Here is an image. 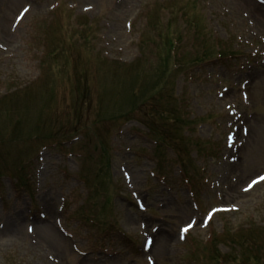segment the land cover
I'll return each instance as SVG.
<instances>
[{
  "label": "rangeland",
  "instance_id": "obj_1",
  "mask_svg": "<svg viewBox=\"0 0 264 264\" xmlns=\"http://www.w3.org/2000/svg\"><path fill=\"white\" fill-rule=\"evenodd\" d=\"M53 1L56 0L46 1L43 4V8L46 9ZM69 1H79L81 3L79 8L87 3H82L81 0ZM142 1L143 0H125V2L122 3L123 5L121 4L122 6L116 12L110 13L107 9L111 8L114 0H94V3L97 5V10L96 12L89 13L90 15H96L104 11V15L110 16L112 31L109 32L107 40L111 41L110 37H116L117 44L115 46L124 48V54L122 56L129 63L132 62L131 65L139 61L137 57L138 53L135 52V48L139 47L147 39L150 41L148 45L150 53H146L143 57V61L131 68H123L124 66L120 65L115 66L110 63L111 61L103 57V59L100 58L98 55L101 56V51L95 49L91 36L87 38L84 46L71 38V36H84L88 33V27L79 24L78 20L63 15L53 18L52 21L57 23L64 20L63 31L66 33H57L51 36L53 31L48 28H40L36 29L35 34L32 35L27 29L29 25L27 19L21 25L22 28L20 27L14 38L11 36H7L6 39L1 38L0 42L8 45V47V42L10 40H13V44L10 53L0 51V112L2 111L0 113V126H3L5 131L9 124L12 125L14 123L15 116L19 117L20 120L18 125H16V132L20 138H24L30 134L33 124L36 123V121H40L41 110H48L49 117L51 118L53 117V104L59 109L65 106L67 111L64 115H59L58 119L54 120L47 118L43 123L41 132L44 131V136H51L48 140L41 141L38 144V146H41L49 142L52 137L57 138L54 133L60 136L65 133V129L71 131L70 127L65 126V128H63L64 123L67 122L72 126L75 120L78 122L80 121V110L75 112L72 106L74 99L71 92H68L65 98L60 97L58 99V97L53 96V92L55 91L54 88L50 90L49 87L40 89L45 83H50L55 75L58 77L60 76V81L62 83H65L67 79L68 70L66 64L63 66L62 70L59 72L56 71L55 74L53 67L57 60L54 54L50 53L52 47L54 48V52L57 47L62 46V42L65 44L69 42L71 44L73 49L74 72L77 74L82 68L83 76H87L86 80L84 79L86 87L90 85L89 89L94 90L97 78L100 79L101 89L99 105L103 106L107 103L115 104L116 102H129L128 99H131V97H136L140 94L144 95L142 89L145 85L147 86V82H150L148 84H153L155 82L154 78L156 80L162 79L164 71L166 81L171 80V82H173L175 80L176 75L167 73L170 68V63L168 62L169 59L167 60V58L164 57L166 54H164L165 48L163 45L164 42L168 44L167 38L172 37L173 40L176 38L180 39L177 45L179 57L183 62L190 63L192 60L201 57L203 51L211 49L218 39L224 41L226 46L224 50H227L229 46L232 47L233 43L237 41V35H240L245 40L248 35V39H252L256 44L252 48L254 49V58L250 57V51H252V49L250 50L242 46L243 55L249 57L251 60L249 69L247 68L242 71L240 60L235 63L224 64V66L217 64L211 67V64H207L206 68H204V77H197L200 80L197 84L194 83L195 76L198 75L197 72L192 73L193 71H188L190 69H184L182 67H178L177 70H180V74L178 72L177 75L179 78L177 79L182 83L180 86L181 89L179 91L176 89L175 91L180 98L181 104L179 106L183 108L180 112L182 113L185 109L186 111L192 112L194 115V117L191 118V122H185V129H187L189 135V141L186 147L191 152L190 157L194 161L198 159L197 165L206 166L208 183L214 184L212 194L207 191V186L205 184H200L206 191V198L203 197L202 200L198 201L199 211L194 212L191 209V204L187 198H185L184 190L180 188V184H173L171 182L175 187V192L167 193L164 188L156 185L150 180L146 170H142V168L134 170L131 167V172L132 174L134 173L133 177L134 180H136V182L134 181L136 188L142 192L144 202L147 207L150 208L149 215H144L142 219L148 225V233L151 235L150 228L152 226L157 227L159 232L162 231L160 233V238L158 237L157 239L155 234L152 237L154 249L151 250L150 256L156 260V264H182L181 257L185 253L183 248L187 247H183V245L182 248L180 246L181 243L177 241L179 226L188 223L189 220L194 217L200 219L203 213L210 207L218 205L230 206L232 204L243 210L237 214H229V216H218L214 225L220 228L222 223L229 225L230 222L232 223V221L238 218L237 234L229 233L222 239V244L219 245L222 250L221 254L225 255L224 258L226 260L235 263H238L236 260H242L240 254H243L245 257H250V254L253 256L256 254L260 260L262 258L261 253L263 252L260 248L264 247V230L245 232L247 221L240 216L245 209L247 212L253 211L254 216L257 218V222L264 223V185L256 187L251 192L248 200L242 198V200H237L239 202L236 203L229 201L226 195V189L222 185H220V187L215 186L221 183L223 172L221 168L222 165L228 162L227 157L230 155V152L224 148L225 136L229 131V129L226 128V124L231 122L225 109L226 105L234 104V106H236V110L243 116L241 120L245 122V125L249 129L245 143L238 152V159L240 152L242 157L240 159V165L237 168V172L242 174L239 180L240 185L264 171V124L262 123L264 122V63L260 61V56L255 54L257 51L258 54L261 52L264 53V43L262 44L261 42V39H264V26L260 25V27L257 28L255 26L253 29L248 27L249 29L246 30L248 34L246 36L235 31L237 27L240 28L246 25V19L242 14H249V11L243 7V4H240V9L238 10L239 15H237V6H233V2L223 4L224 0H209V2L212 3L211 9L205 6L206 0H157L160 4L150 10L142 6V11L138 18V20L141 21L146 17L148 18L147 26L151 25L149 32L145 31L147 26H143L144 22H142L136 24L135 35L132 33L131 36H127L122 26L124 20L119 17L131 6L132 10L130 15H133L139 9ZM13 2L14 0H0V20L2 18L5 19V25L3 26V23L0 25V32L5 28L6 33H9V26L14 15L23 5L32 4L34 11L37 8V1L30 2L28 0H18L16 5H14ZM11 4H13L14 7H12ZM225 5L230 9L223 8ZM223 9L229 10L228 14L235 18L229 19L231 21L223 22L222 16L219 15L224 12ZM7 10H9V12H7ZM32 16H34V14H32ZM188 21L194 23L191 25V22L189 25L185 26V22ZM194 24H196L197 27L205 25V29L202 31L201 35H197ZM212 28L217 29L218 33L215 34ZM48 36L50 37L48 38ZM87 36L88 34L85 35V37ZM132 39H134L133 43ZM97 42L100 47L102 41L97 39ZM227 45L229 46L227 47ZM43 48L44 50H42ZM41 51H44L47 56L49 54L51 55L48 58L46 56V58L42 59L40 57ZM63 52L65 61L71 66L70 50L65 47L63 48ZM8 54L13 55V57L9 58ZM174 56L178 58L177 54H174ZM61 59L62 56H60V60ZM46 61H48V65L51 67V77L48 76L47 79H45L47 70L40 68V63H45ZM171 65L173 66L172 61ZM159 67L161 68L160 71H158ZM190 78L192 81L189 80ZM9 82H14V86L10 85ZM244 82L247 83L245 92L248 95L249 107L241 102L239 92L237 90L235 91V89H239L240 85ZM62 83L61 86H63L64 89L65 85ZM176 84L178 86V82H176ZM220 84L229 85L234 89L228 93L233 92L234 94H232L235 100L225 98L220 102L217 99L216 92L222 89ZM109 87H113L114 92H112ZM12 88H15L14 91H23L24 88L29 90L17 94V97H10L7 101L5 100L7 97L1 98L6 90ZM30 89L40 90L37 95H33ZM185 98L187 106H185L183 102ZM89 101H91V99L88 97L84 100L86 107ZM92 102L95 104L94 99H92ZM18 103L21 104L19 107L15 108ZM5 109L9 110V114L4 115ZM125 110H127V106L116 109L115 114L121 115ZM87 115L91 117L94 115V112L87 113ZM198 117H203L204 119L199 120ZM149 120H154V118H149ZM49 121H53V123L50 125ZM249 122H251L252 127L249 126ZM255 128L258 130L259 136L255 134ZM71 135L72 134L63 138H68ZM129 140L132 141L135 140V138H130ZM137 141L143 142L144 144L143 139ZM25 144L29 146L34 144V142L28 140ZM82 145H84L85 149L84 157H92L90 163L91 160L96 161L97 157L91 151L95 146L94 141L88 139V136H85ZM158 153L161 154L160 151H156L155 155ZM98 155L99 160H101L102 154L99 152ZM153 164L154 162L150 160L149 168H151ZM116 173L118 174L117 169ZM113 174H115V172H113ZM234 174L235 172L230 176L234 177ZM61 179L62 177H60V180ZM61 185L62 183L58 184V186ZM101 189L102 193L105 191L109 193V195L115 197L114 202L117 206L114 211H111V214L106 213V219H109L108 224H111L113 229L115 227L128 229L129 227L130 231L135 232L132 227L130 229V226L131 223H134L136 226L138 225L140 218H138L137 215L139 213L134 208L128 195L124 192L122 182L114 193L112 192V188L104 190V188L101 187ZM147 189L149 190L147 191ZM59 193H62V187L57 189V195ZM117 196L120 198H116ZM101 197H103V194ZM152 215H154L155 219ZM198 226L199 223L195 227L197 234L205 235L208 233V231L199 230ZM232 237L233 242L231 243ZM107 240L108 237L102 233H100L97 238L88 237L86 243L82 245V250L93 249L100 243H106ZM242 241L251 242L252 246L257 245L258 248L253 247L255 248L253 252H249L248 246L241 245L240 248L242 249L239 251V242ZM233 243H236V246ZM109 245L126 253L117 258L103 260L102 264H146L144 257L134 250L132 244L124 242L118 236L114 235L113 238L109 240ZM188 248H190V246H188ZM244 249L246 252H244ZM67 250L68 249H65V254L67 253L66 258H64L65 260H67L68 255ZM89 260H92L91 257ZM260 263L264 264L262 260H260ZM0 264H47V261L43 260V263H41L38 256H35L34 253L28 250L24 251L22 247L16 252L9 245H3L0 246Z\"/></svg>",
  "mask_w": 264,
  "mask_h": 264
},
{
  "label": "bare ground",
  "instance_id": "obj_2",
  "mask_svg": "<svg viewBox=\"0 0 264 264\" xmlns=\"http://www.w3.org/2000/svg\"><path fill=\"white\" fill-rule=\"evenodd\" d=\"M18 2V0H14L13 4L16 5ZM244 2H246V4L248 5V7H250L251 9L254 10V17L256 20L261 21V16L259 15V13L262 11L261 7H257L256 11L252 6V3L248 2L247 0H244ZM12 5V7H14V5ZM264 124V122H262ZM255 134L257 136H259L258 130L257 128H255ZM44 206L46 208H49V211L51 213V208H53L54 205H52L53 203V197L49 196V197H43L42 199ZM54 209V208H53ZM16 216H14L11 220H7L6 221V226H5V230L4 232L0 233V237H5L7 238L9 241H13L16 240L18 238H21L19 235L21 234L20 231V219L19 217H21L20 212L16 211ZM22 218V217H21ZM38 240H39V244H38V248L37 251H45L48 250L49 252H56L59 253L60 255H63V252L61 251V249L59 248V246L56 243V240H52L50 238V234L53 232L51 230V228L47 225V224H42L41 226H39L36 230H35ZM57 237V236H56ZM59 238V237H58Z\"/></svg>",
  "mask_w": 264,
  "mask_h": 264
},
{
  "label": "snow or ice",
  "instance_id": "obj_3",
  "mask_svg": "<svg viewBox=\"0 0 264 264\" xmlns=\"http://www.w3.org/2000/svg\"><path fill=\"white\" fill-rule=\"evenodd\" d=\"M262 2H264V0H262ZM27 11H28V9H24V12H27ZM260 180L264 181V177H261ZM258 182H260V181H254V183H258ZM251 186H252V185H249V188H250ZM248 190H249L248 188L245 189V191H248ZM211 215H212V214L210 213L207 219L210 220V219H211ZM194 223H195V222H193V224H194ZM193 224H189L187 227H185V228L183 229V232H188L189 229L193 226ZM203 224H204V226H206V225H207V220L204 221ZM148 243H149V245H150V244H151V241H149Z\"/></svg>",
  "mask_w": 264,
  "mask_h": 264
}]
</instances>
